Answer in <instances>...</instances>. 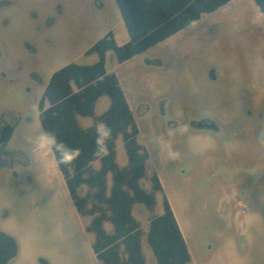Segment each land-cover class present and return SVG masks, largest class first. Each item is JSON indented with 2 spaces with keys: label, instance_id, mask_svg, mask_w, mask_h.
Instances as JSON below:
<instances>
[{
  "label": "rangeland",
  "instance_id": "1",
  "mask_svg": "<svg viewBox=\"0 0 264 264\" xmlns=\"http://www.w3.org/2000/svg\"><path fill=\"white\" fill-rule=\"evenodd\" d=\"M128 33L115 0H0V112L16 104L0 168V231L17 253L7 264H101L39 122L38 104L53 72L75 63L108 32ZM115 73L149 158L141 186L162 192L150 212L136 204L145 264H156L148 220L164 198L179 223L190 264H264V16L253 0H232L119 64ZM37 83L24 93L28 77ZM102 97L101 114L108 106ZM83 126L90 118H81ZM117 162L126 164L122 138ZM43 145V146H42ZM110 231L111 225L105 224Z\"/></svg>",
  "mask_w": 264,
  "mask_h": 264
},
{
  "label": "trees",
  "instance_id": "2",
  "mask_svg": "<svg viewBox=\"0 0 264 264\" xmlns=\"http://www.w3.org/2000/svg\"><path fill=\"white\" fill-rule=\"evenodd\" d=\"M129 40L118 45L110 31L87 53H96L91 65L70 63L50 76L38 105L39 122L78 214L89 217L92 250L101 264H145L141 224L134 215L136 204L150 212L155 194L163 188L155 172L151 192L141 186L149 158L138 141L139 129L115 73L105 67L107 52L119 64L146 51L217 10L231 0H115ZM264 16V0H253ZM102 97L108 106L95 109ZM81 118H90L83 126ZM109 130L108 136L102 133ZM122 138L126 164L117 162L116 142ZM59 146V147H58ZM78 150V153L75 152ZM67 152L75 158L61 161ZM163 213L148 220L147 242L156 264H190L191 256L177 219L166 198ZM111 225V230L105 224Z\"/></svg>",
  "mask_w": 264,
  "mask_h": 264
},
{
  "label": "flooded vegetation",
  "instance_id": "3",
  "mask_svg": "<svg viewBox=\"0 0 264 264\" xmlns=\"http://www.w3.org/2000/svg\"><path fill=\"white\" fill-rule=\"evenodd\" d=\"M6 74L0 70V78ZM37 77L34 74H31L28 77V84L25 85L23 91L24 93L30 90V84H36ZM39 105V104H38ZM16 104L12 103L7 109L3 112H0V168L12 166L14 159V153L3 150L4 145L8 142L13 128L15 125V115H16Z\"/></svg>",
  "mask_w": 264,
  "mask_h": 264
},
{
  "label": "water",
  "instance_id": "4",
  "mask_svg": "<svg viewBox=\"0 0 264 264\" xmlns=\"http://www.w3.org/2000/svg\"><path fill=\"white\" fill-rule=\"evenodd\" d=\"M17 253V244L15 240L0 231V264H7Z\"/></svg>",
  "mask_w": 264,
  "mask_h": 264
},
{
  "label": "clouds",
  "instance_id": "5",
  "mask_svg": "<svg viewBox=\"0 0 264 264\" xmlns=\"http://www.w3.org/2000/svg\"><path fill=\"white\" fill-rule=\"evenodd\" d=\"M103 136H108L109 135V130H105L102 133ZM44 142L45 143H49V144H54L55 143V138L53 136H46L44 138ZM43 146V145H42ZM59 147V146H58ZM76 153H78V150H75ZM75 158V156L73 154L64 152L61 154V161L64 163H71V161Z\"/></svg>",
  "mask_w": 264,
  "mask_h": 264
},
{
  "label": "crops",
  "instance_id": "6",
  "mask_svg": "<svg viewBox=\"0 0 264 264\" xmlns=\"http://www.w3.org/2000/svg\"><path fill=\"white\" fill-rule=\"evenodd\" d=\"M232 1V0H231ZM229 3V2H228ZM256 8H258L257 6H256ZM259 9V8H258ZM259 11H260V9H259ZM128 40H129V36H128ZM89 126V125H88ZM178 222V221H177ZM179 224V223H178ZM181 229V228H180ZM182 232V231H181Z\"/></svg>",
  "mask_w": 264,
  "mask_h": 264
}]
</instances>
